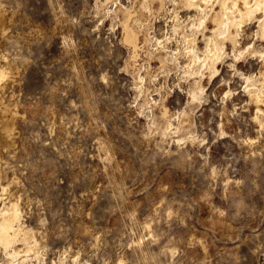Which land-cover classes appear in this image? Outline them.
<instances>
[{"label": "rangeland", "instance_id": "374dc122", "mask_svg": "<svg viewBox=\"0 0 264 264\" xmlns=\"http://www.w3.org/2000/svg\"><path fill=\"white\" fill-rule=\"evenodd\" d=\"M142 1L0 0V69L11 74L0 80V106L17 110L15 146L0 138V205L20 209L26 238L14 246H30L20 259L264 264V125L255 117L264 101L243 78L264 62L251 52L234 60L227 41L201 80L182 58L161 67L149 55L154 37L170 33L173 5L155 2L150 13ZM124 5L143 9L134 63ZM257 28L244 26L240 46L264 52Z\"/></svg>", "mask_w": 264, "mask_h": 264}, {"label": "bare ground", "instance_id": "6f19581e", "mask_svg": "<svg viewBox=\"0 0 264 264\" xmlns=\"http://www.w3.org/2000/svg\"><path fill=\"white\" fill-rule=\"evenodd\" d=\"M168 1L172 3L174 13V16L172 15L173 22L170 33L164 39L154 37L156 51L149 55L150 57H156L161 67H167L170 64L177 66L179 59L182 58L186 62L183 66V72L188 76H198L200 79L206 71H209L210 74L214 73L216 63L226 57L225 44L227 41L232 44L234 60L242 57L245 52H251L254 55H259V58L264 62V52L256 50L252 43H248L244 47L240 46L241 35L244 31V26L248 22H257L256 34L264 37V0H143L140 5L143 9L152 13L155 2L159 4V10H162L166 7ZM143 9H136L132 6L117 9L122 14V19L120 20L122 41L131 47L133 60L137 59L138 50L142 48V44L139 45L142 32L138 29L141 26L137 28V25L135 26L133 22L142 15L141 10ZM182 9L193 10V14L180 19L178 12ZM209 23L213 24L212 27L209 26ZM172 40L176 42L181 40L182 46L178 47L176 45L174 49L170 48V50H167L166 42ZM200 40L203 42V46L199 45ZM147 41H149L148 37ZM132 62L134 63L135 60ZM6 69L8 70V68ZM7 73L9 71L4 70V68L0 69V80L4 79ZM243 78L245 80V89L249 92L251 98L257 103L263 102L264 71H259L258 74L244 75ZM141 85H137L139 89H141ZM201 86L198 80L194 81V84L189 89L192 99L199 98L198 90H201ZM2 100L0 99V103H2ZM14 106L16 105L14 104ZM165 108L167 107H164L162 115L163 117H168V112ZM12 113L17 114V110L15 111L7 105L0 106V138H4L8 146L15 144L16 131L13 124L15 120H13L12 124L10 123L12 116L15 117L14 115L11 116ZM255 117L259 118L263 126L264 110L260 106L256 108ZM1 188L4 189V187ZM25 238L26 229L23 226L18 205L11 200L6 203L3 202L0 205V249L5 252L8 264H25L24 261L27 256L25 255L21 259L20 256H22V253L26 254L28 252L29 244L25 249H18L14 246L17 240H25Z\"/></svg>", "mask_w": 264, "mask_h": 264}]
</instances>
